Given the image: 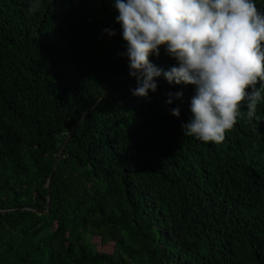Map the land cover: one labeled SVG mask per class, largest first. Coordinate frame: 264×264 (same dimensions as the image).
<instances>
[{"label": "trees", "instance_id": "trees-1", "mask_svg": "<svg viewBox=\"0 0 264 264\" xmlns=\"http://www.w3.org/2000/svg\"><path fill=\"white\" fill-rule=\"evenodd\" d=\"M27 8L0 0V264H264V103L219 144L184 136L194 86L132 95L109 0Z\"/></svg>", "mask_w": 264, "mask_h": 264}, {"label": "clouds", "instance_id": "clouds-1", "mask_svg": "<svg viewBox=\"0 0 264 264\" xmlns=\"http://www.w3.org/2000/svg\"><path fill=\"white\" fill-rule=\"evenodd\" d=\"M118 13L128 74L136 80L132 95L149 99L161 76L171 85H192L191 115L181 123L183 135L219 144L246 107L256 115L264 103V12L256 0H109ZM43 0H28L35 14ZM114 36L115 30H103ZM165 55L175 64L168 70L152 63ZM165 101L182 100L169 92ZM180 116V107L168 109Z\"/></svg>", "mask_w": 264, "mask_h": 264}, {"label": "rangeland", "instance_id": "rangeland-1", "mask_svg": "<svg viewBox=\"0 0 264 264\" xmlns=\"http://www.w3.org/2000/svg\"><path fill=\"white\" fill-rule=\"evenodd\" d=\"M93 241L96 243L97 250L111 252L114 248L113 241H111V239L101 240V238L94 237Z\"/></svg>", "mask_w": 264, "mask_h": 264}, {"label": "water", "instance_id": "water-1", "mask_svg": "<svg viewBox=\"0 0 264 264\" xmlns=\"http://www.w3.org/2000/svg\"><path fill=\"white\" fill-rule=\"evenodd\" d=\"M70 136H71V134H69V136L67 137V140H69L70 139ZM66 140V141H67ZM65 144H66V142L64 143V146H65ZM62 152L60 151V154H61ZM48 185H49V181H48ZM49 198H50V194H49V196H48V202H47V206H49Z\"/></svg>", "mask_w": 264, "mask_h": 264}]
</instances>
